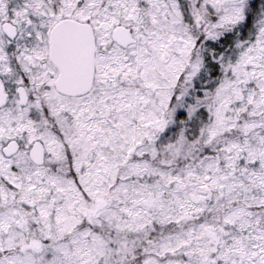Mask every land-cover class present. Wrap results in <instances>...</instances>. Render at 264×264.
Wrapping results in <instances>:
<instances>
[{
	"label": "snow or ice",
	"instance_id": "1",
	"mask_svg": "<svg viewBox=\"0 0 264 264\" xmlns=\"http://www.w3.org/2000/svg\"><path fill=\"white\" fill-rule=\"evenodd\" d=\"M0 264H264V0H0Z\"/></svg>",
	"mask_w": 264,
	"mask_h": 264
}]
</instances>
